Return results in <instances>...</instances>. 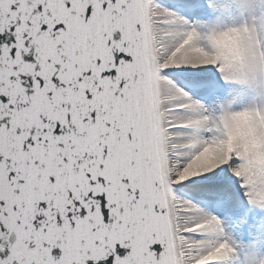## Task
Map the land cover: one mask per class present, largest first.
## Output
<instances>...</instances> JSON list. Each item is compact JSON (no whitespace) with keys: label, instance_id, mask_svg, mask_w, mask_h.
Instances as JSON below:
<instances>
[{"label":"snow or ice","instance_id":"obj_1","mask_svg":"<svg viewBox=\"0 0 264 264\" xmlns=\"http://www.w3.org/2000/svg\"><path fill=\"white\" fill-rule=\"evenodd\" d=\"M0 264H264V0H0Z\"/></svg>","mask_w":264,"mask_h":264}]
</instances>
